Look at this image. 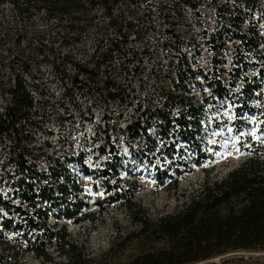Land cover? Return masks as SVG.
Here are the masks:
<instances>
[{
  "label": "trees",
  "instance_id": "obj_1",
  "mask_svg": "<svg viewBox=\"0 0 264 264\" xmlns=\"http://www.w3.org/2000/svg\"><path fill=\"white\" fill-rule=\"evenodd\" d=\"M203 1L172 0L171 8L185 5L195 11ZM256 1L226 0L214 27L202 31L206 63L184 58V68L174 70V90L161 93V105L140 104L124 129L131 141L138 140L137 147L129 146L132 163L111 140L109 125L93 118L91 103L80 110L86 123L96 126L92 142L103 156L96 172L106 196L91 201L81 178L95 176L84 163L86 152L62 162L44 158V166L39 165L42 156L31 143L47 104L38 85L40 74L30 70L28 61L46 63L70 92L93 100H122L126 76L137 68L132 42L160 33L153 13L146 0H0V63H20L24 72L0 89L1 243L12 240L16 255L30 252L43 264H86L70 243L64 221L91 219L92 204L102 209L104 203L123 202L136 228L122 241L141 245L124 264H189L230 250L264 248V147L223 173L210 175L203 166L212 157L202 123L208 105L228 104L236 131L248 128L250 117L264 127V34L246 18L257 8ZM6 7L16 22L9 23ZM159 14L173 36L170 15ZM88 44L89 53L84 48ZM192 86L201 89L200 99L194 98ZM136 161L145 163L146 170L152 167L161 183L176 180L193 165L204 172L200 181L181 190L172 210L151 217L133 201L142 189L132 177ZM50 247L66 261H56Z\"/></svg>",
  "mask_w": 264,
  "mask_h": 264
},
{
  "label": "rangeland",
  "instance_id": "obj_2",
  "mask_svg": "<svg viewBox=\"0 0 264 264\" xmlns=\"http://www.w3.org/2000/svg\"><path fill=\"white\" fill-rule=\"evenodd\" d=\"M225 1L205 0L194 11L185 5H180V9H173L172 0H146L148 4H145V7L152 11L160 33L145 34L143 41L132 42L131 45L136 49L137 68L135 71H129L126 76L124 82L127 90L122 100H93L84 95L80 96L76 90L70 92V88L68 89L55 77V73L46 63L38 59L28 61L30 70L40 74L38 85L43 92L44 103L47 104L39 113L42 115L41 123L33 133L31 143L42 156L39 165L44 166V158L62 162L73 153L86 152L84 163L95 173V176L82 174L81 178L87 186L91 201L104 198L106 193L96 172L103 165V156L96 153L94 149L96 145L92 142L94 130L97 128L86 123L79 114L80 110L90 108L91 103L89 112L93 114V118L100 125L104 123L109 125L108 133L111 140L116 145H120L123 154L132 163L133 157L129 146L137 147L138 140L129 139L124 131L126 124L137 116L140 104L141 106L142 104L161 105L160 102L164 97L161 93L174 90L171 80L175 76L176 68H184L185 64L181 60L184 58L187 61L195 60L200 66L206 63L208 52L201 42L202 31L214 27L218 8ZM255 6L257 8L251 11V17H246L247 22L249 21L251 26L256 25L264 34V0H257ZM164 7L167 9L164 10ZM8 8L6 7L7 20L9 23H14L16 21L12 19ZM161 10L163 14L170 15L168 20L174 24L170 27L173 28V36L164 30L168 25L162 23L159 14ZM178 12L181 15H177ZM163 18L167 19L164 16ZM42 21L41 18L35 19L37 24H42ZM23 44L26 42L24 41ZM84 48L89 53L92 44ZM86 52L82 55H86ZM177 58L181 63L176 64ZM17 73L24 74L20 63L7 64V61L0 63V89ZM200 90L192 86L191 91L195 99L201 98ZM34 95L39 99L38 93ZM84 114L86 116L88 113L84 112ZM232 119V109L228 104L212 103L207 106L206 119L202 123L205 125V147L208 152H212V157L203 166L210 171V175L227 171L257 148L264 147V127L259 126L258 118L250 117L251 125L242 131L235 130ZM157 163L160 164L159 161ZM145 166V163L138 161L133 165L132 177L138 179L142 185V189L135 193L133 201L151 217L172 210L180 198L181 190L200 181L204 172L202 167L193 165L177 176L176 180L165 178L164 183H161V179L155 178L154 169L150 167L146 170ZM73 168L76 169V166ZM104 204L102 209L94 204L91 205L89 210L91 219L77 224L64 221L69 240L70 243L77 245L81 256L87 260L86 264H124L141 249V245L135 240L122 241L136 228V225L131 221L123 202ZM6 243L7 245H4L0 241V264H43L41 259L30 252L16 255L14 241L10 240ZM114 244L116 247L110 249ZM48 252L56 261H66L64 256L58 255L55 248H48ZM189 264H264V248L230 250Z\"/></svg>",
  "mask_w": 264,
  "mask_h": 264
}]
</instances>
